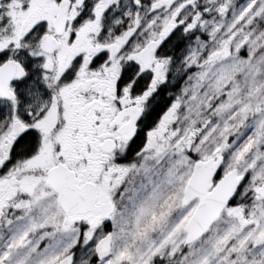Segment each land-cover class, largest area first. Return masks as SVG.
<instances>
[{"label":"snow or ice","instance_id":"snow-or-ice-1","mask_svg":"<svg viewBox=\"0 0 264 264\" xmlns=\"http://www.w3.org/2000/svg\"><path fill=\"white\" fill-rule=\"evenodd\" d=\"M0 264H264V0H0Z\"/></svg>","mask_w":264,"mask_h":264}]
</instances>
